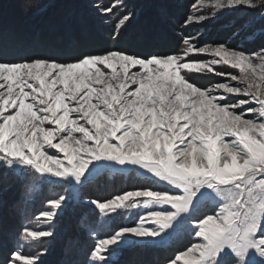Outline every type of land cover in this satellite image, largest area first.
Wrapping results in <instances>:
<instances>
[{"label": "snow or ice", "instance_id": "6c2138e0", "mask_svg": "<svg viewBox=\"0 0 264 264\" xmlns=\"http://www.w3.org/2000/svg\"><path fill=\"white\" fill-rule=\"evenodd\" d=\"M207 2L215 10L246 6L264 14V0ZM198 3L203 7L205 0ZM205 19L189 16L185 22ZM184 45L183 55L110 49L68 61H0V170L79 186L93 170L118 165L142 170L151 181L90 201L109 218L127 214L111 234H93L90 264H108L113 247L132 238L159 241L181 228L198 242L167 264H264V49L195 48L188 40ZM193 51L218 59L185 62ZM221 63L240 75L215 73ZM205 70L238 83L190 82L188 72ZM230 97L233 102L226 103ZM67 199L54 193L46 201L50 210L36 218L53 220ZM51 235L28 227L20 233L25 243ZM38 259L16 246L0 264Z\"/></svg>", "mask_w": 264, "mask_h": 264}, {"label": "rangeland", "instance_id": "374dc122", "mask_svg": "<svg viewBox=\"0 0 264 264\" xmlns=\"http://www.w3.org/2000/svg\"><path fill=\"white\" fill-rule=\"evenodd\" d=\"M84 1L94 11L96 18V22L90 18L92 21L88 24L90 23L92 26L94 24L103 25L104 32L102 34L104 33V35L102 36H107L106 38L110 40L116 39L123 51L129 53L142 56L173 53L183 55L185 40L190 41L195 48L224 44L230 49L248 53H259L261 49H264V14L260 9L237 6L215 10L207 0H205L203 7L198 3V0ZM115 4L120 6L115 7L111 13L103 11V9ZM71 11L76 12V9ZM129 13H131L130 19L118 28L117 25L120 24L122 17ZM189 16H205L206 19L186 23L185 21ZM75 27L80 29L68 34L59 28L51 31V34H49L50 30H45L44 42L47 41L49 35L53 36V40H49V42H55L57 45H70L71 42L69 41L72 36L73 39H78L84 38V36L91 38V36L101 35L98 26L89 28L91 31H85V34L79 25H75ZM46 52L38 51L35 53L38 57H43L42 55ZM56 58L61 60L59 57ZM213 59L218 58L208 52L193 51L185 57V62H210ZM214 68L215 73L240 75L238 69L223 65V63L214 66ZM134 70L138 71L139 69ZM248 75L251 79L250 72ZM188 78L190 82L201 87H210L222 82L232 85L238 83V81H232L229 75L209 74L206 70L203 74L188 72ZM214 94L219 95L221 93L214 92ZM233 100L234 98L230 97L226 103H232ZM246 118L252 119L254 117L246 115ZM8 173L3 172L0 175L6 178H11L10 176L14 175L22 179L21 184L24 192L20 190L16 199L22 204L9 208L10 212L8 211V213L15 217L10 219L13 222L10 227L12 233H5L8 239L6 244L0 241V244L2 243L0 259H3L4 253L9 248L19 246L24 254L38 256V264H90L89 253L95 239L93 234L100 237L111 234L114 229L125 224L127 216L125 214L124 217L109 218L102 214L90 201H104L122 191L133 187L148 186L151 183L150 179L142 174V170L122 169L118 165L115 168L102 167L99 170H93L88 179L79 186L56 184L52 180L44 179L31 172L16 170L8 171ZM118 174H121L123 179L116 178V180L118 179L117 184H111L110 181L106 182L107 176L110 180ZM124 179H127L126 182ZM91 183L92 185H90ZM90 186H92L96 198L87 197L86 194ZM101 186H108L113 189L103 191ZM153 186L157 187L158 190L164 188V185ZM111 190L113 192H110ZM61 192H64L68 199L59 209L55 218L51 221L43 218L37 219L39 212L50 210L46 208V201L53 198L54 193ZM208 208H211V205L202 207L201 211H207ZM25 227L36 231H51L52 235L25 243L20 237V233ZM196 242H198L197 238L189 235L183 228L159 241L132 238L130 242H125L119 247H113V251L108 256V264H167V261L175 253Z\"/></svg>", "mask_w": 264, "mask_h": 264}, {"label": "trees", "instance_id": "16d2710c", "mask_svg": "<svg viewBox=\"0 0 264 264\" xmlns=\"http://www.w3.org/2000/svg\"><path fill=\"white\" fill-rule=\"evenodd\" d=\"M72 9H76V12H72ZM94 16V11L90 9V6L84 0H0V61L12 62L35 57L37 56L35 52L38 51H41V53L47 51L44 55L40 54L43 57H59L62 61H68L81 54H98L110 49L123 50L117 44L119 42L116 39L110 40L106 38L107 36H102L104 35V33L102 34L104 32L103 25L94 24L92 26L90 23L88 24L92 21L90 18L96 22ZM8 20H10L9 23H7ZM75 25H79L84 34L85 31H91L89 28L98 26L101 35L91 36V38L84 36V38L80 37L78 39H73L72 36L69 41L71 42L70 45H57L55 42H49V40H53V36L49 35L47 41L44 42V38H46L44 36L45 30H50L49 34H51V31L59 28L65 34H68L80 29L76 28ZM1 173H3V170H0ZM5 173L9 174L8 172ZM12 176L6 178L0 175V241L3 244H6L8 240L5 233H12L10 227L13 222L10 219L15 217L13 214L8 213L9 208L10 206L15 207L22 204L16 199L17 194H20V190L24 192L21 184L23 180L17 176ZM116 178L123 179L121 174H118L110 180L107 176L106 182L110 181L111 184H117L118 179L116 180ZM126 180L124 179V182ZM101 187L103 191L113 189L108 186ZM110 192H113V190ZM93 194L94 191L90 186L86 195L90 198H96L97 196ZM15 201L17 203L14 204ZM2 243L0 247H2ZM51 252L49 253L51 254Z\"/></svg>", "mask_w": 264, "mask_h": 264}]
</instances>
